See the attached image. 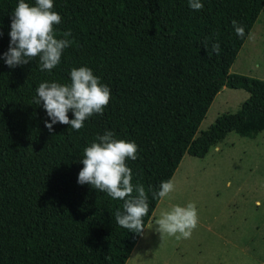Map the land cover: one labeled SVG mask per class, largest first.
<instances>
[{
    "label": "trees",
    "instance_id": "1",
    "mask_svg": "<svg viewBox=\"0 0 264 264\" xmlns=\"http://www.w3.org/2000/svg\"><path fill=\"white\" fill-rule=\"evenodd\" d=\"M201 2L195 11L188 0H53L62 18L56 38L70 31L72 43L59 65L42 71L39 57L5 64L19 0H0V264H126L161 200L153 192L186 153L205 157L229 132L254 138L264 131V79L230 73L264 0ZM214 42L219 55L211 52ZM79 67L110 88L109 104L79 131L57 122L49 132L36 89L43 82L70 85ZM224 86L249 97L197 134ZM68 116L74 119L71 110ZM106 131L138 145L137 159L126 164L133 185L148 196L140 233L117 224L123 200L77 182L85 148Z\"/></svg>",
    "mask_w": 264,
    "mask_h": 264
},
{
    "label": "rangeland",
    "instance_id": "2",
    "mask_svg": "<svg viewBox=\"0 0 264 264\" xmlns=\"http://www.w3.org/2000/svg\"><path fill=\"white\" fill-rule=\"evenodd\" d=\"M250 35L230 73L264 78V8ZM248 97L224 86L197 134ZM171 180L175 191L159 201L126 264H264V131L254 138L229 132L205 157L186 153ZM189 203L198 213L190 238L159 230L162 213Z\"/></svg>",
    "mask_w": 264,
    "mask_h": 264
},
{
    "label": "clouds",
    "instance_id": "3",
    "mask_svg": "<svg viewBox=\"0 0 264 264\" xmlns=\"http://www.w3.org/2000/svg\"><path fill=\"white\" fill-rule=\"evenodd\" d=\"M188 5L195 11L203 9L201 0H188ZM53 0H36L35 6H30L25 0H19L12 14L9 49L3 54L5 64L14 68L27 64L32 58L39 57L41 70L51 71L60 64L64 49L72 41L67 39L71 32H65V38H56L54 26L61 23V16L52 11ZM232 26L238 37L244 38L245 27L232 20ZM2 35V33H0ZM251 38V35H248ZM207 50V44L205 45ZM220 44H211L212 54L219 55ZM258 68L259 65H256ZM71 84L43 82L36 89L34 102L40 104L47 112L51 123L45 121V127L53 132L57 122L70 125L79 131L84 122L93 114H103L109 104L111 90L101 84L88 67L73 68L70 73ZM72 111L74 119H69ZM99 142H93L84 150V165L78 174L80 185L89 184L96 190L106 192L112 199L123 200V212L116 211L115 219L118 225L140 233L144 229V217L149 214L148 196L143 185H133V174L126 160L137 159L138 145L135 142L117 140L112 131H106L98 136ZM175 191L174 182L169 179L162 181L159 190L153 192V199H164ZM136 195H133V193ZM198 213L195 203L182 207L173 206L170 211L162 213L158 221L159 230L177 238L188 239L197 227Z\"/></svg>",
    "mask_w": 264,
    "mask_h": 264
},
{
    "label": "crops",
    "instance_id": "4",
    "mask_svg": "<svg viewBox=\"0 0 264 264\" xmlns=\"http://www.w3.org/2000/svg\"><path fill=\"white\" fill-rule=\"evenodd\" d=\"M244 46V45H243ZM241 51V50H240ZM241 74H245V75H250V76H253L252 72L250 73H247V72H239ZM257 78H261V79H264L263 77H257Z\"/></svg>",
    "mask_w": 264,
    "mask_h": 264
}]
</instances>
